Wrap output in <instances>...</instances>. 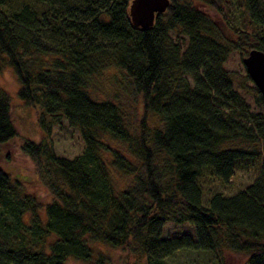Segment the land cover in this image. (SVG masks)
<instances>
[{
    "label": "trees",
    "instance_id": "trees-1",
    "mask_svg": "<svg viewBox=\"0 0 264 264\" xmlns=\"http://www.w3.org/2000/svg\"><path fill=\"white\" fill-rule=\"evenodd\" d=\"M193 1L169 0L139 28L130 0H0V71L11 68L44 137L64 118L84 142L71 158L47 140L21 144L43 202L0 164V264H169L181 249L264 264V97L224 65L231 51H264V0H204L231 37ZM109 67L123 95L92 81ZM119 95L134 99V121ZM15 136L0 88V147ZM252 159L249 184L203 200L204 172L228 184ZM166 221L192 224L194 237H163Z\"/></svg>",
    "mask_w": 264,
    "mask_h": 264
},
{
    "label": "rangeland",
    "instance_id": "rangeland-1",
    "mask_svg": "<svg viewBox=\"0 0 264 264\" xmlns=\"http://www.w3.org/2000/svg\"><path fill=\"white\" fill-rule=\"evenodd\" d=\"M193 3L215 21L224 36L231 37L233 32L231 25L220 13L209 7L204 0H194ZM238 15V13L233 15V22L235 24L242 22ZM241 59L242 57L239 52L231 51L224 63L225 67L232 71L234 78L237 80L236 82L244 81V74L246 73ZM120 78L122 79L119 71L109 67L91 79L98 84V91L103 89V96H108L115 91L121 95L124 94L123 91L121 93L118 89L122 86ZM0 88L8 94L10 117L16 131V136L0 147V164L9 173L12 182L17 181V187L22 192L31 193L39 201L41 200V202L46 201L49 199L47 187L38 173L35 162L22 151L21 144L26 140L33 142L47 140L56 155L71 158L82 152L84 142L78 129L69 125L64 118H61L58 123H51L48 136H43L44 134H42L37 122L36 109L26 104L17 96L18 83L10 67H3L0 71ZM242 93L244 94V91ZM92 95L98 98L93 93ZM119 97H121L124 103L123 106H125L124 109L129 113L131 121H134V117L131 116L134 108V99L129 100L127 96L120 95ZM246 98L250 100L249 95H246ZM149 118L150 121H153V124H156L154 118ZM258 167V159L246 160L235 170L228 184H221L208 172H204L198 179L203 192V200L206 201L215 192L230 195L239 188L245 187L257 175ZM183 234H189L194 237L193 225L187 222L173 223L166 221L164 223L162 228L163 237L180 236ZM168 261L169 264H220L212 253L190 249L176 251L168 258ZM242 262V254L225 251L221 264H241ZM69 264H72V262L69 261Z\"/></svg>",
    "mask_w": 264,
    "mask_h": 264
},
{
    "label": "water",
    "instance_id": "water-1",
    "mask_svg": "<svg viewBox=\"0 0 264 264\" xmlns=\"http://www.w3.org/2000/svg\"><path fill=\"white\" fill-rule=\"evenodd\" d=\"M169 0H130L128 15L134 27L147 28L155 14L165 10ZM242 64L254 85L264 97V51L252 48L242 57Z\"/></svg>",
    "mask_w": 264,
    "mask_h": 264
}]
</instances>
